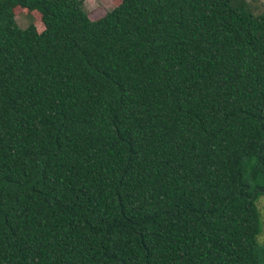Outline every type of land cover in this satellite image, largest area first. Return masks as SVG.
I'll list each match as a JSON object with an SVG mask.
<instances>
[{"label": "trees", "instance_id": "trees-1", "mask_svg": "<svg viewBox=\"0 0 264 264\" xmlns=\"http://www.w3.org/2000/svg\"><path fill=\"white\" fill-rule=\"evenodd\" d=\"M260 4L0 0V264H264Z\"/></svg>", "mask_w": 264, "mask_h": 264}, {"label": "rangeland", "instance_id": "rangeland-1", "mask_svg": "<svg viewBox=\"0 0 264 264\" xmlns=\"http://www.w3.org/2000/svg\"><path fill=\"white\" fill-rule=\"evenodd\" d=\"M113 3L114 0H83L84 8L86 9L88 16L92 19L101 15L106 9L111 7ZM254 4L257 5L256 10L261 9L262 6L260 4V0H254ZM15 19L19 25H26L33 20L23 12H16ZM35 25L38 29H41L40 23L36 22ZM257 205L261 212L262 219L264 220V194L259 195ZM258 239L260 241H264V230L259 233Z\"/></svg>", "mask_w": 264, "mask_h": 264}, {"label": "flooded vegetation", "instance_id": "flooded-vegetation-1", "mask_svg": "<svg viewBox=\"0 0 264 264\" xmlns=\"http://www.w3.org/2000/svg\"><path fill=\"white\" fill-rule=\"evenodd\" d=\"M263 194H264V190H263Z\"/></svg>", "mask_w": 264, "mask_h": 264}]
</instances>
